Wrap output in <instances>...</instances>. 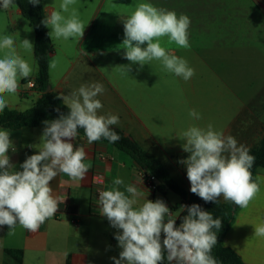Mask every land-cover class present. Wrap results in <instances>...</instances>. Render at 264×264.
Listing matches in <instances>:
<instances>
[{"label": "clouds", "instance_id": "9594fccd", "mask_svg": "<svg viewBox=\"0 0 264 264\" xmlns=\"http://www.w3.org/2000/svg\"><path fill=\"white\" fill-rule=\"evenodd\" d=\"M33 5L40 0H29ZM76 0H62L59 10H51L42 23L51 29L53 39L68 40L84 35L85 25L75 7ZM13 6V0H0L4 10ZM67 14V15H65ZM124 23L125 58L142 68L148 62L159 61L163 69L188 81L195 70L188 61L178 57L162 46L167 37L168 44L179 48H190L188 29L191 20L187 15L157 8L148 2L136 5ZM146 43V47H142ZM12 36L0 37V112L8 107L7 95H15L20 80L30 77L33 68L17 52ZM20 46L28 53L34 52V45L23 39ZM49 69L56 68L55 57L49 62ZM131 71V66H126ZM102 83L82 84L69 95H61L63 103L70 110L58 119L45 121L38 154L29 156L21 165L22 171H15L10 163L9 149L16 151L10 132L0 129V226L14 230L17 224L35 233L46 220L59 209L60 197L50 186L57 175L64 174L73 181L81 182L90 165L85 163L84 147L74 148L69 141L75 139L83 129L87 143L107 139L116 143L121 139L112 126L119 124L118 115L98 114L103 104L98 95L103 94ZM189 115L199 119L193 109ZM183 150L190 153L181 163L187 166L190 191L205 202H218V198L230 201L240 208H247L260 192L261 177L253 180L252 168L255 157L250 150L231 136L213 129L191 126L182 133ZM110 190H100L98 204L100 213L106 216L111 226L122 230L115 236L122 251L115 264H161L167 252L169 264H218L211 255L217 244V232L222 220L202 210L197 204L187 207V215L179 227L176 219L163 200L155 202L145 198L142 177L135 183L125 185L124 180L115 178ZM123 186L124 190H120ZM184 209V206L181 207ZM167 222L165 223V218ZM161 232L165 238L161 244ZM254 235L264 238V220L254 227Z\"/></svg>", "mask_w": 264, "mask_h": 264}, {"label": "crops", "instance_id": "0c3cea01", "mask_svg": "<svg viewBox=\"0 0 264 264\" xmlns=\"http://www.w3.org/2000/svg\"><path fill=\"white\" fill-rule=\"evenodd\" d=\"M255 1L263 7L262 0ZM61 2L62 0H43L46 16L51 10H59ZM91 23L92 17L84 23V35L80 40L51 38V59L55 57L56 60V68L50 69L52 90L61 98V95H69L82 84L102 83L105 91L97 99L101 101L103 108L98 110V114L118 115L120 122L112 127L121 129L138 141L145 150L163 162L184 188L190 189L187 166L181 163L190 155L183 150L182 145L186 141L182 140V133L191 126L203 127L195 119L190 120L179 111H174L168 104L167 96L157 93L156 80L136 74L139 72L132 70L135 66L130 62L112 60L110 63L107 44H103L104 35L101 32L92 34ZM48 29L50 33L51 29ZM4 35L13 37L18 54L33 68L30 77L20 80L17 94H6V108L26 111L41 98L31 84L35 85L39 67L35 56L34 28L18 6H11L7 10L0 7V37ZM23 39L32 42L33 53L26 52L20 46ZM178 51L174 49L171 52L178 56ZM123 54L124 52L120 55ZM2 55L0 53V57ZM129 65L130 72L126 67ZM28 79L30 81L26 83ZM170 99L173 100V97ZM181 101V97L176 100L177 103ZM44 122L34 128L7 129L16 149L15 152L9 149L7 153L15 171H22L23 162L29 156L38 154L41 136L46 127ZM246 141L244 139L242 143ZM69 142L74 148L84 147L87 154L85 163L90 165L88 172L81 182L73 181L64 174L57 175L50 181L53 192L60 197L59 209L37 232H29L19 224L14 230L6 225L0 226V264H115L112 258L119 259L122 249L115 236L122 233V230L111 226L107 217L100 213L99 191L110 190L115 178L123 179L127 185L135 183L137 177L142 176L136 173L134 161L129 155L108 143L97 141L89 145L87 139L80 134ZM259 142L260 140L257 144ZM98 177L104 179V186L96 183ZM257 177L262 178L259 194L247 208L238 210L234 223L223 238L224 245L236 251L245 264H264V238L254 235V227L264 220V170L260 169ZM119 187L124 190L123 186ZM141 188L144 196L137 207L145 198L153 202L163 200L177 225L186 209L183 199L179 195H171L170 191L166 194L152 192L145 187L143 179ZM218 199L227 202L222 197ZM182 206L184 209H181ZM164 238V233L161 232V244ZM7 250L21 252V260L7 255ZM161 264H169L166 250Z\"/></svg>", "mask_w": 264, "mask_h": 264}, {"label": "rangeland", "instance_id": "374dc122", "mask_svg": "<svg viewBox=\"0 0 264 264\" xmlns=\"http://www.w3.org/2000/svg\"><path fill=\"white\" fill-rule=\"evenodd\" d=\"M141 2L190 18V48L168 44L167 37L161 41L167 50H179L178 57L195 70L188 81L164 70L159 61L141 68L120 55L125 52L123 20ZM261 4L255 0H76L73 7L82 22L92 17V34L103 33L110 63L130 62L136 74L156 80L157 93L167 96L174 111L193 120L189 112L194 109L199 126L206 129L211 124L233 136L238 145L247 139L242 144L250 149L264 137V0ZM179 97L182 101L177 103Z\"/></svg>", "mask_w": 264, "mask_h": 264}, {"label": "trees", "instance_id": "16d2710c", "mask_svg": "<svg viewBox=\"0 0 264 264\" xmlns=\"http://www.w3.org/2000/svg\"><path fill=\"white\" fill-rule=\"evenodd\" d=\"M13 6H18L24 17L30 22L35 31V56L38 62L39 71L35 78L34 89L41 95L37 103L26 111H18L6 108L0 113V129H21L34 128L43 121L58 119L61 114L67 115L69 109L63 103L59 94L51 89L47 91L50 83L49 62L53 53V43L49 35V29L42 21L46 17L43 0L33 5L29 0H13ZM30 80L26 83H28ZM121 139L116 143H110L107 139L101 138L99 142L108 143L118 150L129 155L135 164L136 173L152 175L160 181L156 192L166 194L172 191L179 195L186 203V209L177 223V227L182 223V218L186 216L187 207L197 204L202 210L212 213L214 218L222 220V227L217 232V244L213 247L211 255L217 260L218 264H245L241 256L233 249L226 247L223 243L224 235L229 231L235 221L236 214L240 207L230 201L205 202L198 195L192 193L190 189L184 188L167 170L163 162L149 151L145 150L138 141L125 134L124 131L112 127ZM78 133L86 138L83 129L78 128ZM250 155L255 157V162L250 169L253 180L257 178L260 169H264V137L260 142L249 149ZM191 188V187H190ZM7 255H11L17 260H21V252L7 250ZM175 264V262H174Z\"/></svg>", "mask_w": 264, "mask_h": 264}, {"label": "built area", "instance_id": "2783aa9c", "mask_svg": "<svg viewBox=\"0 0 264 264\" xmlns=\"http://www.w3.org/2000/svg\"><path fill=\"white\" fill-rule=\"evenodd\" d=\"M32 86L34 87V83H31ZM142 176V179L145 183V187L152 191V192H156L157 191V183H156V177L152 176V175H143L141 174ZM96 183L99 185V186H104L105 182H104V179L102 177H98V179L96 180Z\"/></svg>", "mask_w": 264, "mask_h": 264}, {"label": "water", "instance_id": "95a60500", "mask_svg": "<svg viewBox=\"0 0 264 264\" xmlns=\"http://www.w3.org/2000/svg\"><path fill=\"white\" fill-rule=\"evenodd\" d=\"M51 89H52L51 86H49L47 91H51ZM156 183H157V185H160V181L159 180H156Z\"/></svg>", "mask_w": 264, "mask_h": 264}]
</instances>
